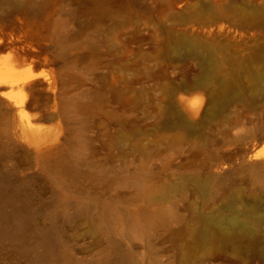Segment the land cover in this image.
<instances>
[{
	"label": "rangeland",
	"instance_id": "obj_1",
	"mask_svg": "<svg viewBox=\"0 0 264 264\" xmlns=\"http://www.w3.org/2000/svg\"><path fill=\"white\" fill-rule=\"evenodd\" d=\"M263 143L264 0H0V264H264Z\"/></svg>",
	"mask_w": 264,
	"mask_h": 264
},
{
	"label": "bare ground",
	"instance_id": "obj_2",
	"mask_svg": "<svg viewBox=\"0 0 264 264\" xmlns=\"http://www.w3.org/2000/svg\"><path fill=\"white\" fill-rule=\"evenodd\" d=\"M254 156L255 157H261V156H264V143L258 147L254 153Z\"/></svg>",
	"mask_w": 264,
	"mask_h": 264
},
{
	"label": "water",
	"instance_id": "obj_3",
	"mask_svg": "<svg viewBox=\"0 0 264 264\" xmlns=\"http://www.w3.org/2000/svg\"><path fill=\"white\" fill-rule=\"evenodd\" d=\"M253 165V164H252Z\"/></svg>",
	"mask_w": 264,
	"mask_h": 264
}]
</instances>
